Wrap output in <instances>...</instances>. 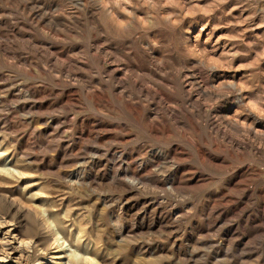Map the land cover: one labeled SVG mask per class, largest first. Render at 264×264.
I'll list each match as a JSON object with an SVG mask.
<instances>
[{"label":"rangeland","instance_id":"rangeland-1","mask_svg":"<svg viewBox=\"0 0 264 264\" xmlns=\"http://www.w3.org/2000/svg\"><path fill=\"white\" fill-rule=\"evenodd\" d=\"M0 264H264V0H0Z\"/></svg>","mask_w":264,"mask_h":264},{"label":"bare ground","instance_id":"bare-ground-1","mask_svg":"<svg viewBox=\"0 0 264 264\" xmlns=\"http://www.w3.org/2000/svg\"><path fill=\"white\" fill-rule=\"evenodd\" d=\"M116 17H117V16H116ZM201 98H202V97H201ZM253 100H254V99H253ZM249 102H250V101H249ZM254 102H255V101H254ZM248 105H249V104H248ZM255 105H256V104H255ZM254 107H255V106H254ZM262 113H263V112H262ZM228 124H229L230 126L233 127V124H232V123L229 122ZM229 125H228V126H229ZM155 127H156V126H155ZM245 130H246V129H244V131H245ZM246 131H247V130H246ZM253 132H254V131H253ZM258 135H259V134H258ZM259 143H260V142H259ZM236 144H237V143H236ZM58 258H59V257H58Z\"/></svg>","mask_w":264,"mask_h":264}]
</instances>
